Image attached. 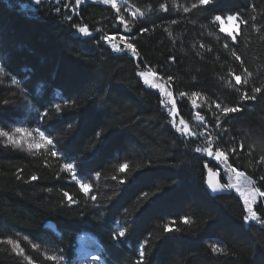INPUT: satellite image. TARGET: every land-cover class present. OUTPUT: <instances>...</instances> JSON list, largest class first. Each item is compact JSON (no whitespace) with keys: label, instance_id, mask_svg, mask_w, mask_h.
<instances>
[{"label":"trees","instance_id":"1","mask_svg":"<svg viewBox=\"0 0 264 264\" xmlns=\"http://www.w3.org/2000/svg\"><path fill=\"white\" fill-rule=\"evenodd\" d=\"M123 1L142 13L128 20L127 32L118 12L91 0H44L33 11L23 8L30 0H0V66L28 100L26 121L45 132L57 155L48 160L0 145V264L75 263L82 234L100 258L85 264H264V198L252 204L257 220L245 222L239 192L207 187V172L228 165L196 152L212 143L264 185V0ZM237 14L233 41L214 18ZM147 73L167 84L176 123L144 83ZM255 87L262 89L256 98L218 127L215 104L236 106ZM181 120L191 135L176 131ZM62 163L73 164L89 194ZM17 235L28 240L21 243L28 261L4 242Z\"/></svg>","mask_w":264,"mask_h":264},{"label":"rangeland","instance_id":"2","mask_svg":"<svg viewBox=\"0 0 264 264\" xmlns=\"http://www.w3.org/2000/svg\"><path fill=\"white\" fill-rule=\"evenodd\" d=\"M44 0H30L29 4H26L23 6L24 10L26 11H33L35 9V6ZM91 2L94 3H98L101 4L103 6H107V7H112V3L116 4V7L113 8L116 12H118L119 14V19L118 22L121 23V20H123L122 27L123 30L125 32H127L129 30L128 27V20L131 19H136V18H142V13L137 11L136 9L132 8L128 3H126L123 0H111V2L109 3H105L104 0H91ZM81 3V2H79ZM78 3V4H79ZM228 17V16H227ZM227 17L222 18L221 21H216L215 18V22H217L221 28V26H223L225 29L229 30L232 32V34L234 36L237 35L238 33V29H239V19L237 18V20L235 21H229L227 19ZM225 34H227V32H223ZM110 38V37H109ZM111 39V38H110ZM232 39V38H231ZM120 41H117V44H119ZM144 83L156 90L161 98H162V104L166 107V109L168 110V112L170 113L171 118L173 119V122L176 123L175 116H176V109H175V100L171 94V92L168 89V86L165 82L161 81L160 78H158L157 76H155L152 73H147L144 77H143ZM147 81V83L145 82ZM153 85H155V87H153ZM0 98L3 101V108L0 112V131H8L11 134L14 135L15 138L20 139L21 143L19 145H13L11 143H8L5 137H0V145L10 148L12 150L18 151V152H23L29 155H33V156H42L45 159L51 160L54 159L55 157H57V155L53 156L52 152H53V147L52 144L51 145H47L44 144V141L41 140L40 138V130H38L36 127L29 125V123L26 121L27 120V113L29 112V103L28 100L24 97V95L22 94V92L19 89V86L17 83L13 84L12 83H8L6 80V75L4 73V71L2 70L1 66H0ZM198 122H200L199 120H197ZM180 126H182V128L185 125H181V123H179ZM17 127H21L25 129L24 134H20V133H16L15 129ZM189 130V129H188ZM190 132V130H189ZM189 135H191V133H189ZM48 138V137H47ZM49 139V138H48ZM36 145V144H41L43 145L40 148H36V147H29V145ZM206 156L208 157L207 153H205ZM211 160H214L215 162H219L217 161L214 156L212 158L208 157ZM65 163L61 164V169H62V165ZM220 164V163H218ZM220 171H208L207 172V187L208 189L212 192V193H222L224 191L233 189L236 190L235 188H225L222 190H218L216 192L212 191V188L209 187V183L213 184V185H219V184H224L221 180L220 175L222 173H224V177L226 180V184L228 183H237V178L236 176L232 175V172H230V170L228 171L226 169V167L222 164H220ZM65 171V170H63ZM67 172L71 177H73L74 172ZM75 181V180H74ZM243 180H240V184L243 185ZM79 185V184H78ZM247 187L250 188V186L248 185ZM90 191V190H89ZM237 191V190H236ZM238 192V191H237ZM89 194V193H88ZM240 194V193H239ZM244 198V197H243ZM83 238L86 239L85 243L83 245H79L78 243V238L76 239V254L78 255L75 259V263L72 264H85L83 262V260L87 261V262H99L100 258L97 254V248H96V243L95 241L90 237V236H84ZM13 241L12 244L7 243V241ZM28 240L26 238H24L23 236H16L14 238L11 239H6L4 242L10 247L11 251L20 257H23L24 259H26L28 261V258H26L23 254V250L21 248V243L22 242H27ZM16 245H19V247H16ZM83 248H87L90 253L84 257L82 260L79 259V253ZM43 254L45 257H49L52 255L58 256L60 257V260L57 261V263L62 262V257L58 255L57 251L54 250H45L43 251ZM97 264V263H95Z\"/></svg>","mask_w":264,"mask_h":264},{"label":"snow or ice","instance_id":"3","mask_svg":"<svg viewBox=\"0 0 264 264\" xmlns=\"http://www.w3.org/2000/svg\"><path fill=\"white\" fill-rule=\"evenodd\" d=\"M104 2L105 3H109V2H111V0H104ZM210 2H211V0H199V4L200 5H208ZM77 3H79V0H77ZM112 7L115 8L116 4L112 3ZM196 7H197V4H195V3L192 4V8H196ZM160 8L164 9L165 5L161 4ZM188 10H189L188 8H186V7L184 8L185 12H187ZM238 15L239 14H237V15H229L227 17V19L229 21H235V20H237ZM215 20L216 21H221L222 18H221V16H216ZM121 23H123V20H121ZM173 23H175V21H173ZM77 31L80 32L81 34L85 35V36L89 35V31H88V29L86 27H78ZM220 31L221 32H227V35L230 36L233 41L236 40V36H234L231 31L225 29L223 26H221ZM103 39L105 41L111 42L110 38L108 36H104ZM120 39L124 40L125 37L121 36ZM125 47L127 49L132 50L133 54L135 53V48L133 47V45L131 43H126ZM226 47H227V45H226ZM113 48L116 49L117 51L121 50V49L116 48L115 45H113ZM233 55H235V53H233ZM236 59L239 60L240 57L236 56ZM141 75H143V73H141ZM234 79H235V82H236L237 85H240L242 83V77L240 75H235ZM145 82L147 83V81H145ZM15 83H16V80H13V84H15ZM243 83L247 84L248 83V79L244 78ZM153 87H155V85H153ZM236 91L239 92L240 89L237 88ZM261 91H262V89L260 87H255V88L252 89V94L251 95H249L247 92H243L240 95V98H239L241 103L237 104L236 106H223L220 103H216L215 107H216V109L219 110V113H220L219 115H217L215 117L217 126L218 127L221 126L222 118H228L230 116V114L241 112L242 111V102L245 101V100H254L256 98L255 94L256 93H260ZM181 95H183V94H181ZM195 95H196V93L194 92L193 96H195ZM193 107L194 108L196 107L195 102H193ZM56 110H57V112L61 111V109L59 107H57ZM196 117H197V120H199V121H203L205 119V117L202 116L199 112L196 113ZM181 124L184 125V121L183 120H181ZM176 131L180 132L182 136L189 134V130H188L187 125H185L183 128H177ZM15 132L16 133H20V134H24L25 129L21 128V127H17L15 129ZM201 135H203V134L201 133ZM0 137H5L7 142L13 144L14 146L15 145H19L21 143L20 139L15 138L14 135L11 134L8 131H0ZM40 138H41V140L44 141V144H47V145L53 144V141L51 139L47 138L45 132H40ZM209 140H211V137H209ZM42 146L43 145H41V144H36V145H31L30 144L29 145L30 148L31 147L40 148ZM201 151L207 153L208 157L212 158L214 156V158L217 161L228 165V168H229L230 172L234 173L236 178H237V183H228L226 185L225 184L213 185V184L209 183V187L212 188V191L216 192L218 190H222V189H225V188H229V189L230 188H235L240 193V195L242 197H244V203H245V206H246V210L249 213V215L244 216L245 222H247L249 220H253V221L257 220V213L252 210V204L256 201L257 197L264 198V191L261 190V188L264 187V185L259 186V187L255 186V181H253L249 176H246L244 172L238 171L236 168H234L230 164H228V156L226 155V153L224 151L221 150L220 147H218V146L215 147L214 151H213V144L209 143V145L207 147H205L204 149L196 148V152L197 153H199ZM52 155L55 156L56 152L53 151ZM125 167H126L125 165H121L120 166V171L124 172L125 171ZM62 170H65V171H68V172H72L74 170L73 169V164H71V163L63 164L62 165ZM32 179L35 180L36 177L33 176ZM72 179L75 180L79 184L80 190L83 193H85V194L89 193V190L91 188V185L89 183L81 182V180L77 179L76 175H73ZM113 179H115V177H113ZM241 179L244 182L243 185L240 184V180ZM261 179H264V177H261ZM120 182L123 183V181H120ZM248 185H252V187L249 188V187H247ZM64 195H65V197H68L69 202H71L72 198L68 195V193L65 192ZM92 199H95V197H92ZM262 222H264V221H262ZM183 223H188V221L185 219L183 221ZM165 231L166 232L173 231V229H171L169 226L166 225L165 226ZM124 236H125V232L124 231H120L119 232V237H124ZM7 243L12 244L13 241L9 240V241H7ZM16 247H19V245H16ZM212 251L213 252H220L221 250L219 248H217L215 245H213ZM144 255L145 254L142 251L140 253V257H141L142 260L144 258ZM48 259L50 261L57 262V261L60 260V257L52 255V256H49Z\"/></svg>","mask_w":264,"mask_h":264},{"label":"bare ground","instance_id":"4","mask_svg":"<svg viewBox=\"0 0 264 264\" xmlns=\"http://www.w3.org/2000/svg\"><path fill=\"white\" fill-rule=\"evenodd\" d=\"M49 224V226H51L50 225V223H48ZM52 228V227H51ZM87 234H82V235H80V236H78V243H79V245L81 246V245H83L84 243H85V241H86V239L85 238H83L84 236H86ZM88 236V235H87ZM90 253V251L87 249V248H83L81 251H80V253H79V259H83L84 257H86L88 254ZM84 256V257H83Z\"/></svg>","mask_w":264,"mask_h":264},{"label":"water","instance_id":"5","mask_svg":"<svg viewBox=\"0 0 264 264\" xmlns=\"http://www.w3.org/2000/svg\"><path fill=\"white\" fill-rule=\"evenodd\" d=\"M89 236V235H88Z\"/></svg>","mask_w":264,"mask_h":264}]
</instances>
